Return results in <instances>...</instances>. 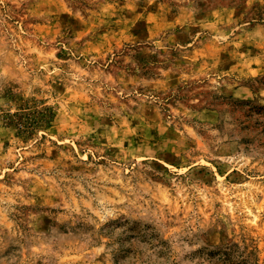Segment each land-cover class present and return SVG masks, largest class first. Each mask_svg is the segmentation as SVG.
Instances as JSON below:
<instances>
[{"label":"rangeland","instance_id":"374dc122","mask_svg":"<svg viewBox=\"0 0 264 264\" xmlns=\"http://www.w3.org/2000/svg\"><path fill=\"white\" fill-rule=\"evenodd\" d=\"M0 264H264V0H0Z\"/></svg>","mask_w":264,"mask_h":264},{"label":"trees","instance_id":"16d2710c","mask_svg":"<svg viewBox=\"0 0 264 264\" xmlns=\"http://www.w3.org/2000/svg\"><path fill=\"white\" fill-rule=\"evenodd\" d=\"M53 117V112L50 107L22 105L13 113H6V123L14 125L18 129L17 135H22L24 138L30 136L39 127H43Z\"/></svg>","mask_w":264,"mask_h":264}]
</instances>
